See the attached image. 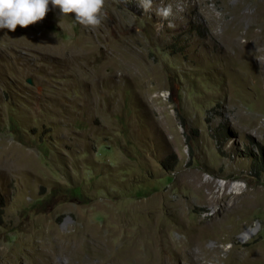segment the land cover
Returning <instances> with one entry per match:
<instances>
[{"label": "rangeland", "instance_id": "obj_1", "mask_svg": "<svg viewBox=\"0 0 264 264\" xmlns=\"http://www.w3.org/2000/svg\"><path fill=\"white\" fill-rule=\"evenodd\" d=\"M261 1L154 0L183 9L170 28L105 0L95 30L49 4L0 29V264H264ZM235 200L246 213L223 239ZM148 217L155 235L199 240L120 261Z\"/></svg>", "mask_w": 264, "mask_h": 264}, {"label": "clouds", "instance_id": "obj_2", "mask_svg": "<svg viewBox=\"0 0 264 264\" xmlns=\"http://www.w3.org/2000/svg\"><path fill=\"white\" fill-rule=\"evenodd\" d=\"M145 13H155L168 22V27L174 28L175 13L183 9L177 4L175 12L169 3L166 6L154 8V0H136ZM49 4L58 8L61 16L72 15L75 21L95 30L104 19L105 0H0V29L14 32L17 27L26 28L42 21L48 11Z\"/></svg>", "mask_w": 264, "mask_h": 264}, {"label": "bare ground", "instance_id": "obj_3", "mask_svg": "<svg viewBox=\"0 0 264 264\" xmlns=\"http://www.w3.org/2000/svg\"><path fill=\"white\" fill-rule=\"evenodd\" d=\"M259 5L261 9L257 12L256 16L258 20H262V18L264 20V0H262ZM240 59H244L247 63L251 61V59L249 58V55L248 56L245 55L241 57ZM253 71L255 70L253 69ZM248 73L249 72H247V74ZM191 189L197 195L198 200L204 201L207 199L206 191L202 190L203 189L202 185H199V184L191 185ZM240 205H241L240 202H237L235 200V202H232L230 206L225 207V209L223 210L222 219L224 221L220 223L219 230H218L223 233V236H220L221 238L223 239L227 238L228 232H231V230L233 229L231 222H234L236 220V217L244 215L246 213V211L242 209L239 210ZM172 208H173L172 211L175 213L174 215L176 219L180 220L181 219V212H180L181 208H180L179 202L175 201L174 207ZM238 210L240 211V213L238 215H235L234 212H237ZM136 225H137V227L135 228L136 230L132 232L131 236H129V240L124 245L121 246V249L119 252L120 261H122V259L125 257H128L133 261H137V260L152 261L155 255L154 253H155L156 246L158 245V243H162V242H163L162 246L165 249L166 258L169 257V258L176 259L177 257L183 255L186 252V249L192 243L199 240V238L196 235H185V237H179L177 240V243H175V241H173L172 238L168 237L165 234L166 232L163 233L164 231H162V233L160 234L155 235L152 230L153 224H152L151 218L148 220L147 219L140 220L139 222L136 223ZM253 232H254L253 229L245 230L242 238L247 239L248 237H250L251 234H253ZM147 238H151L150 243H145L144 240H146Z\"/></svg>", "mask_w": 264, "mask_h": 264}, {"label": "trees", "instance_id": "obj_4", "mask_svg": "<svg viewBox=\"0 0 264 264\" xmlns=\"http://www.w3.org/2000/svg\"><path fill=\"white\" fill-rule=\"evenodd\" d=\"M257 157L260 162H264V152L262 151V149L260 153H258ZM3 206H4V200H3V197L0 195V223L2 221Z\"/></svg>", "mask_w": 264, "mask_h": 264}]
</instances>
